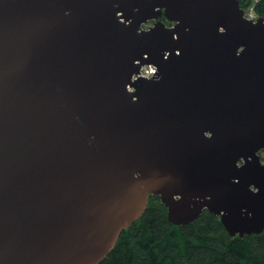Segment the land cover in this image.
Masks as SVG:
<instances>
[{
  "label": "water",
  "instance_id": "95a60500",
  "mask_svg": "<svg viewBox=\"0 0 264 264\" xmlns=\"http://www.w3.org/2000/svg\"><path fill=\"white\" fill-rule=\"evenodd\" d=\"M262 152L264 19L239 0H0V264H99L151 195L261 234Z\"/></svg>",
  "mask_w": 264,
  "mask_h": 264
},
{
  "label": "trees",
  "instance_id": "16d2710c",
  "mask_svg": "<svg viewBox=\"0 0 264 264\" xmlns=\"http://www.w3.org/2000/svg\"><path fill=\"white\" fill-rule=\"evenodd\" d=\"M99 264H264V231L231 236L208 210L189 224L174 225L161 198L151 195L142 217L123 230Z\"/></svg>",
  "mask_w": 264,
  "mask_h": 264
},
{
  "label": "built area",
  "instance_id": "2783aa9c",
  "mask_svg": "<svg viewBox=\"0 0 264 264\" xmlns=\"http://www.w3.org/2000/svg\"><path fill=\"white\" fill-rule=\"evenodd\" d=\"M244 7V16L246 19L256 22L263 17L264 19V0H241ZM240 2V0H239ZM157 67L154 65H144L140 68L139 73L134 74L132 81L140 78H152L157 74ZM129 91H134V88L128 85Z\"/></svg>",
  "mask_w": 264,
  "mask_h": 264
},
{
  "label": "flooded vegetation",
  "instance_id": "af4514ba",
  "mask_svg": "<svg viewBox=\"0 0 264 264\" xmlns=\"http://www.w3.org/2000/svg\"><path fill=\"white\" fill-rule=\"evenodd\" d=\"M163 18V17H162ZM150 25V24H149ZM172 25V24H171ZM262 157V161L264 162V157L263 156H261Z\"/></svg>",
  "mask_w": 264,
  "mask_h": 264
},
{
  "label": "rangeland",
  "instance_id": "374dc122",
  "mask_svg": "<svg viewBox=\"0 0 264 264\" xmlns=\"http://www.w3.org/2000/svg\"><path fill=\"white\" fill-rule=\"evenodd\" d=\"M261 156H263V157H264V152H262V153H261Z\"/></svg>",
  "mask_w": 264,
  "mask_h": 264
}]
</instances>
